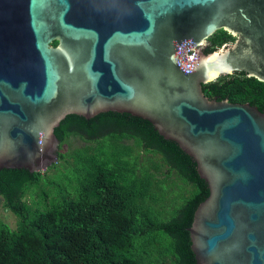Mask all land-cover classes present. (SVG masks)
Returning a JSON list of instances; mask_svg holds the SVG:
<instances>
[{
    "label": "water",
    "instance_id": "obj_1",
    "mask_svg": "<svg viewBox=\"0 0 264 264\" xmlns=\"http://www.w3.org/2000/svg\"><path fill=\"white\" fill-rule=\"evenodd\" d=\"M218 30L233 42L203 53ZM234 72L264 84V0H0V170L56 163L67 115L129 114L206 184L195 264H264V113L201 92Z\"/></svg>",
    "mask_w": 264,
    "mask_h": 264
},
{
    "label": "trees",
    "instance_id": "obj_2",
    "mask_svg": "<svg viewBox=\"0 0 264 264\" xmlns=\"http://www.w3.org/2000/svg\"><path fill=\"white\" fill-rule=\"evenodd\" d=\"M229 40L218 30L203 53ZM201 92L208 100L264 113V84L241 72L221 75ZM53 135L57 162L43 173L0 170V199L15 218L13 229L0 221V264H195L187 229L208 191L173 142L147 121L115 112L88 120L67 115ZM71 136L82 144L70 147ZM165 173L181 185L171 191L185 198L179 206L176 197L166 202L152 193L156 177Z\"/></svg>",
    "mask_w": 264,
    "mask_h": 264
},
{
    "label": "rangeland",
    "instance_id": "obj_3",
    "mask_svg": "<svg viewBox=\"0 0 264 264\" xmlns=\"http://www.w3.org/2000/svg\"><path fill=\"white\" fill-rule=\"evenodd\" d=\"M232 38V37H231ZM233 39V38H232ZM207 42V40H206ZM233 41H228L225 45L226 46H229L231 45ZM221 47H219L218 49H220ZM214 51H217L214 50ZM82 144V140L77 137V136H71L69 138V146L70 147H76L78 145H81ZM127 145H130V148H131V153L132 155H136L137 152H138V149L133 145V142L132 141H128L126 142ZM67 146H63L61 150H59L60 152H63L64 150H66ZM44 172V171H43ZM41 172V173H43ZM49 173H47V175H49ZM167 173L161 175L159 174L156 179H155V183L157 184V186L153 187L152 189V193L155 194L156 197H159L161 196L162 194L164 195L165 197V201L167 202V198L169 197H176V206H179L180 204H182V202L184 201V199L180 196V193L179 192H171L172 190H179V189H176L177 187L179 188L178 185H180L179 183H177L176 180V177L170 173L167 177L166 176ZM181 186V185H180ZM163 188L165 189V191L163 192ZM184 190V188H182ZM33 197V200L36 201L37 200V193H32L31 195ZM179 204V205H177ZM0 221H2L4 224H6L10 229H13L14 226H15V218L14 216L7 210L3 207L2 205V201L0 199Z\"/></svg>",
    "mask_w": 264,
    "mask_h": 264
},
{
    "label": "built area",
    "instance_id": "obj_4",
    "mask_svg": "<svg viewBox=\"0 0 264 264\" xmlns=\"http://www.w3.org/2000/svg\"><path fill=\"white\" fill-rule=\"evenodd\" d=\"M198 48H199V45H195L192 48L187 49L186 51H184L185 60L186 61H190L191 60V57H192L193 51L198 50Z\"/></svg>",
    "mask_w": 264,
    "mask_h": 264
},
{
    "label": "flooded vegetation",
    "instance_id": "obj_5",
    "mask_svg": "<svg viewBox=\"0 0 264 264\" xmlns=\"http://www.w3.org/2000/svg\"><path fill=\"white\" fill-rule=\"evenodd\" d=\"M223 32H224V31H223ZM226 34H227V33H226ZM229 36H230V35H229ZM230 37H231V36H230ZM207 40H208V39H207ZM205 44H206V45H205L204 50H205L206 48H208V46H209V45H208V42H206ZM223 46H226V45L224 44ZM115 113H116V112H115ZM125 114H126V113H125ZM57 154H58V152H57Z\"/></svg>",
    "mask_w": 264,
    "mask_h": 264
}]
</instances>
